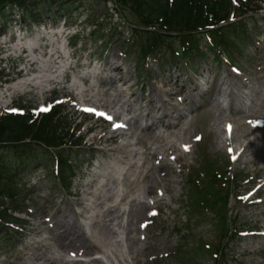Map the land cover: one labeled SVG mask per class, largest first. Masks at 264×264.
Instances as JSON below:
<instances>
[{
	"label": "rangeland",
	"instance_id": "1",
	"mask_svg": "<svg viewBox=\"0 0 264 264\" xmlns=\"http://www.w3.org/2000/svg\"><path fill=\"white\" fill-rule=\"evenodd\" d=\"M257 1L256 4L260 5L263 9V13L255 17H250L253 22L248 25L249 41L246 45L241 44V34L235 37V42L239 44L240 54L237 53L231 57V59H233L232 66H230L232 60L225 56L222 58V63H217L216 59L208 58L209 61L208 59L201 61L199 73L196 75L192 72L196 69L195 63L192 62L188 64L184 61L179 62L174 60L172 62L169 60L170 55L168 52L164 51L158 64H151V70L155 76L150 78L147 76V73L140 71L139 73L141 74H138V71L136 69L134 70L135 51L116 43V46L113 45L110 48L115 56L119 51H128L130 55L131 63H128L130 67L128 71L131 72L129 74L130 80L124 84V86L116 81L110 84L106 81L107 84L100 82L98 85H95V87H90V82H88V80L83 82L87 92L93 93L95 88L99 90L93 93L98 96V103H96V105L104 104L108 110L112 109L117 113L126 109L116 104L125 103V100L119 97L121 92L118 91L122 90L120 87L126 88L128 84L135 85V87H132L129 94L134 93L135 97L140 96L144 99V104L141 105L143 108H145V100L149 95L154 96L156 94H161L163 96L164 94L176 92V88L172 86L173 84H168V82L164 80L166 78L162 71L163 68L165 70L174 67V77L180 76L179 86L183 87L184 90L191 91V89L194 88L199 89L198 84L201 86L202 90L200 93H198L197 89V93L188 91L189 97L194 99L192 100L198 106L197 108L194 107V105H190V102L180 105V99L174 103L176 100L175 96L169 98L173 100L171 104L175 105L171 111L177 110V112L179 111L181 114L186 115L184 116L186 119L177 121L178 127L175 130L177 134L178 130L184 131L187 129L188 134L183 141L184 143L180 141L178 135H176L174 139L170 137L168 134L173 133L171 130L166 131L162 129L164 133L160 134L159 137L157 135L154 136V133L149 135L146 133L141 134L136 130V125H134V121H132L133 126L131 127V132H137L142 135V137H140L142 139L140 141V146H137L140 152L138 167L142 171L147 168L151 171H157L156 182L158 185L156 187V192H153L149 196L148 201L152 204L156 202L158 206L157 212L154 214L152 213V219L148 221L150 222V226L148 225V229L146 228L144 231L139 230V225L144 219V210L140 215L141 218L139 216H134V214L126 216L127 222L129 223L128 229L132 231L130 236L136 239L143 236L144 240H142L141 243L134 241L133 250L127 252L126 256H128V258H126L124 264H130L127 260L131 257L134 259L133 264H264V238L245 239L236 235L238 231L246 232L254 229L261 231L264 228V206L249 208L247 205L239 206L237 202V200L240 199L247 200L252 198L255 192H260V195H264V163L254 161L251 163L246 162L243 165L240 163L234 164V166L232 165V172L235 174V180L234 184L227 185L226 187L228 191L230 190L231 194L233 193L232 197L228 200L227 220L230 231L235 233L236 237L234 238L233 235L230 237V234H228L231 239L228 241L227 238L224 239V229L227 227L226 222H222L219 229H215L216 217L213 216L210 211H206L204 216L201 214L198 215L194 211L190 200L191 186L188 182L193 171H200L204 162L205 166H209L210 164L213 165L214 162H218L219 166L223 165V167L224 164H229L226 155L229 154L231 159L235 158L236 147L233 143L240 141L237 138L241 137V135H243V137L246 135V132L241 127L243 119L248 116L254 118L255 113L252 112L264 114V0ZM73 8L77 10L72 12ZM32 13L35 16L34 18L38 20V25L41 30L44 29L45 32L49 31L52 33L54 37L57 38V41L62 40L64 37L65 42H70L69 47L71 46V41L69 37L65 36L64 32L66 31L64 29L62 31L61 29L63 22L67 23L65 29L70 27L69 25H75L73 26L74 31H76L77 27L82 26L81 29L85 34L94 30V35L85 40V47L83 45L84 42H82L85 50L89 48L92 49V45L94 43L97 44L100 34L96 33L99 32V29L102 30V28H106L111 22L104 12V0H70L64 5L53 4L48 8L42 7L35 10L33 9ZM72 13L74 14L71 19ZM261 16L263 17L262 19H260ZM130 18L135 19V16H131ZM112 21L115 23V20ZM96 23L97 27L92 28L91 26H95ZM58 31L61 32V34H58ZM0 35H2L0 38V70H5L6 72L8 69V65L5 62L7 60L6 53L12 54L15 52L14 48L16 43L4 47L3 41L7 36L4 32H1V30ZM101 35V37L104 36V34ZM112 38L113 36L109 34L106 36V40ZM256 43L260 44V46L257 47V50H255L256 52H251L252 45ZM94 48L97 47L94 46ZM49 51L44 54L46 59H49L50 65L53 64L54 66H58L57 64L59 62H65L64 59H58L57 62H55L57 47L54 46L51 48L50 53ZM93 51L95 52V50L92 49L91 52L93 53ZM87 54L88 52L80 53V50L77 51V56L79 57V59L76 60L77 66L80 65V59L82 61ZM93 54H91L92 57ZM110 55L108 58H102L101 63L104 64L106 60L111 57ZM26 62L27 59L24 58L23 63L20 61L11 69L15 71H24L25 74H22L24 76L23 79H30L32 76L38 74L36 70L37 64L30 62L32 66L27 68L28 64ZM234 66L237 68L235 69ZM108 69L109 68L103 69L102 65H93L86 71H96V74L102 72L107 74ZM258 69L260 72L257 71ZM76 71H73V75L78 77V73L85 70L83 67L76 69ZM167 72H170V70ZM237 73L241 74L243 78L250 77L252 79L258 73L257 78L260 79L261 77L262 80L253 83L251 81L249 90L253 88V92L251 93V99L249 101V104L251 103L250 106L242 109L245 112L234 114L231 112L233 97L237 91H244L245 89L243 84H236L237 80L233 77H235ZM117 77H120V75ZM108 78H110V74ZM66 82L67 84L62 87L55 85L49 87L53 90V93L46 91L48 88H45L43 83L39 82V88L44 89L41 93H44L38 99L35 97L36 93H32L29 98H26V100L29 101L26 102V105L31 106L29 107L30 112H34L35 115H40L38 109L42 103L46 104V102L55 99L61 100L64 112L63 115L67 119L69 127L72 125L75 126V135L77 137L85 136L90 129H93V134L92 137L90 136L91 138L89 141V143H92V150L103 151L104 149L103 155H106L107 158L105 157V159H108L109 156H111L108 154V151L115 150L120 143L116 140L111 146L103 145L108 140V135H111L112 127L103 126V124L99 122H97L98 125H94L95 122L93 119L80 115L77 108V93L75 88L69 82L68 78ZM184 90L182 95H185ZM15 94H22V92H16L12 89L5 90L3 85L0 84V114L7 111V108L6 110L4 108L8 107L7 102H10ZM197 94H202V97L198 98ZM86 100L93 101V99L88 96ZM112 100H115V102L111 103ZM165 100L163 99V101ZM130 101L133 105L134 98ZM148 109L152 110L153 113L155 112L154 105L149 106ZM190 109L192 111H190ZM230 113H232V115ZM158 114L160 115V113ZM156 116L157 115L153 118ZM132 117L135 120L138 119L134 114L124 119L127 121ZM117 119H120V117H116V121L118 122ZM121 119H123V117H121ZM226 121L230 123L229 126L231 128L230 132L225 136V138L229 140V143L226 149L218 150L215 147L216 134L223 139L222 124ZM80 122L81 124H79ZM85 122H87V124H84ZM169 122H172L171 118ZM99 124H102V127H100L101 125ZM162 136L164 137L162 138ZM248 136L249 133L246 139ZM129 138H135L134 133H130ZM183 139L184 138L181 140ZM164 142L173 144V150L164 152L163 156L154 158L152 156L153 152H155L158 147L165 146ZM84 149L87 148L85 147ZM84 152L86 151L82 150L80 153L71 155L73 163L76 164V170L70 182L67 180L64 185L63 182L58 181L53 175L50 164L46 163V159L38 163H33V158H28L26 161L23 159L21 167L20 162L16 160V155L12 154V149L0 147V155L4 164L13 170L17 169L18 173L23 172L24 175L21 176L23 181L31 178L33 172L37 169H39L36 171L37 176L34 175L32 179L42 177L39 184L34 185L37 183L35 181L26 192L22 191L21 193V197L28 196V199L27 202H24L25 205L20 208V218L18 217V222H21L13 226L16 231H12L11 235H5V231L0 232V264H6V262L10 264H28V249L32 247L34 243L40 242L45 237L49 236L52 239L49 231L54 230L55 217H57V221L60 223L67 222L72 225L68 227V234H71L70 238L74 240V245L63 248L62 252H60L63 256H65V254L69 256L70 253L77 254V249H86L89 245L94 248L93 252H90L88 257H91L94 253L98 254L102 252L100 246L90 243V234L84 225H81L86 218L84 212L87 208V191L89 189L90 191L98 189L95 187V184L91 183V180H95L94 176H96L97 179L103 176L101 173L102 169H99L97 173L94 172L93 168H91L92 164L87 160V155H84ZM32 154L33 153H30L29 157ZM135 154L131 158V164H135L137 161V156H135ZM79 157H81L80 160H78ZM91 157L90 155V158ZM38 158L42 159L41 157ZM69 158L71 159L70 156ZM165 164L168 166V169L162 170ZM26 165L29 167H26ZM23 167L26 169L24 170ZM196 178L199 179V177ZM252 180H255L254 182L257 184L252 186L251 193L247 194V190L250 188L249 183ZM95 181L97 182V180ZM254 182L252 184H254ZM107 184H109V186L106 190L110 189V193H115L113 189V185L115 186V184L109 181H107ZM103 189V187L100 188L98 193L101 192L102 194H106V192H102ZM218 189H221V186L218 187ZM118 190L121 191L122 189L118 188ZM98 193H96L94 199L100 202L98 199L100 194ZM118 193L121 194L120 192ZM138 193L139 192L135 193V190H130L127 198L135 199ZM127 198L124 201H126ZM123 203L125 202H121V205H119L117 209H124L125 204ZM44 204L46 205L44 209H42ZM70 209H74V213L66 215ZM100 212H102V206H99V210L95 211V220L101 225L104 223L107 224V221H109L108 218L103 219L96 217ZM116 214L117 212L113 215L115 216ZM50 216L53 219H50ZM91 229L97 232L99 238H104L108 234L106 233V229L102 226ZM183 234L184 238H181ZM260 234H262V232H260ZM198 237L200 239L199 241L196 239ZM78 238L88 240L85 247L78 243ZM201 241L204 243L199 244ZM144 245L145 248H147L145 253L136 254L134 249H139L140 246L144 247ZM220 245L225 246V248L223 253L217 255L216 251ZM86 251L89 252V249L87 248ZM66 259L69 260V257ZM115 259L119 264L123 263L116 256Z\"/></svg>",
	"mask_w": 264,
	"mask_h": 264
},
{
	"label": "bare ground",
	"instance_id": "2",
	"mask_svg": "<svg viewBox=\"0 0 264 264\" xmlns=\"http://www.w3.org/2000/svg\"><path fill=\"white\" fill-rule=\"evenodd\" d=\"M51 39V37H50ZM33 61H37V58L35 57H31ZM40 69H41V76L42 77H46L48 76V62H40ZM114 72L118 71V69H113ZM260 71V70H259ZM34 81H38V79H33ZM115 80V79H114ZM126 79L122 80L119 79V81H125ZM257 80H260L259 78H257ZM30 82V80H29ZM28 82H25L24 84H27ZM126 83V82H125ZM73 86L77 87V89H79L80 91L78 92V98L80 100V102H83L85 100V98L88 97H94L96 98V95H92V94H86L84 96V90L79 88V85L76 82H73ZM14 88H17V85L14 86ZM184 89H181V93ZM119 97L121 99H127L129 97L128 93H120ZM84 98V99H83ZM134 98V105H129L126 106L125 108V113H133L136 114L138 112V108H136L141 100H140V96H136L133 94H131L130 96V100H132ZM149 101H148V105L152 104L153 102H156V109H157V113H160V116L156 119L157 120H161L160 122V126L159 129H157L155 126L152 129L151 127L146 129L147 132L151 131L157 134H162L164 132H160V128H165L164 130L166 131H173V133L168 134L170 135V137H172L174 139V137L176 135H178L180 137V141L182 143H184L183 141L185 140V138L187 137V129L183 130H178L177 134L175 133L176 128L178 127V123L177 122V117L175 116L172 119V123L165 125L164 122L165 120H169V114H170V109L168 108V106H170L172 108L171 105V100L168 101V103L166 104V102L162 101V98L165 99V96H161V95H154V96H149ZM166 101V100H165ZM115 100H112L111 103H114ZM134 107L136 109H134ZM147 111V107L143 112H139V114H137V116L139 115H144V113ZM174 113V112H173ZM255 113V117H246L245 119H243L242 123H241V127L244 129V131L246 132V135H241V137L237 138L240 141H234L235 143H233L237 149V153L240 152L238 159H237V163H240L241 165L247 163H251L253 161H259L264 163V114H258L257 112H252ZM119 115V113H117ZM123 114V113H122ZM180 116V115H179ZM145 120V117H144ZM230 124V123H227ZM153 127V126H152ZM226 129V126L224 127ZM229 128H227L228 130ZM223 135L224 133H226L227 131H224L222 129ZM219 133V132H218ZM246 139V136L248 135ZM121 136L125 135L124 137H127V134L121 133ZM225 136V135H224ZM164 136H162L163 138ZM250 137V138H249ZM136 138V137H135ZM133 138V140L135 139ZM182 138H184L183 140H181ZM223 138V137H222ZM216 143H215V147L218 150L224 149L227 146V143H229V141L227 142H223L221 137H219L218 134H216ZM139 140L135 139V142L132 143L133 146H137L140 145L139 143H137ZM165 146H160L158 147V149L153 152L152 156L154 158L163 156L164 152H170L171 150H173V144L169 143V142H164ZM126 144H122L121 148H119V154H120V158L116 157V158H112V162L108 163L107 166L112 168V172L116 173V181L115 183L117 185H115L117 188L124 190V194L120 195L118 197L119 199V203H121L122 201H124L127 198V195L129 193L130 190H135V193L140 192L139 193V199L140 197L143 199L148 198L153 192H156V187H157V182H156V177H157V171H151L148 168L146 170H141L138 167V163L140 162V152L137 151V153L135 154L137 161L135 162V164H130V158L131 155L134 151H136V148H129L127 150V156H126V151L123 147H126ZM259 148V149H258ZM127 157L129 158L127 160ZM120 159L119 162H116ZM155 160V159H154ZM124 162V163H123ZM124 166V167H123ZM128 167V168H127ZM127 168V170H126ZM168 166L165 164L163 165V169L162 170H167ZM126 170V172H125ZM113 174V173H111ZM250 185H252V183H250ZM121 190V191H122ZM110 193V192H109ZM90 196V194H89ZM96 196V193L91 194V196L89 197V202L95 200L97 202L96 199H94V197ZM99 203H95V207H93V210L99 208L98 205H102L103 207H106L108 204H110L112 202V197H110V195L106 194L105 196H100L99 198ZM237 202L239 203V206H243L244 205V201L243 200H237ZM93 203V202H92ZM130 203L134 204V215L135 216H139L142 211L144 210V213L146 214L149 211H155L157 210V206L158 204H154V205H150L148 203H144L143 201H138V199H132L130 201ZM118 201H116L114 203V205H117ZM264 205V202L262 203ZM114 211H109L108 213L105 214V216L109 217L113 214ZM73 214V210L70 209L68 210L66 215H71ZM91 214V213H89ZM116 217H119L118 215H116ZM90 216L88 215V219L87 221L89 222L90 220ZM87 221L84 222L85 226L87 227ZM115 222V220H113L110 224V226H113V223ZM56 227L53 231L49 232V234L52 236L51 240H44L42 241L40 244H35L34 247H32L30 249L31 253L28 257V261L31 264H62L65 263L64 259L62 258H54L52 256H50V250L51 248H55L58 251L62 252V249L67 247V246H71L74 245V240L70 238V235L68 234V224H62V223H55ZM122 227V226H120ZM121 232L120 229L118 228L116 230V227H113V229L107 230V233L109 234V239H104V243L105 245H102L101 239L97 236L94 235L93 232H90V229L88 228L87 231L90 232L91 237H90V241L95 243V244H99L101 246V248L103 249V252L101 254H98L95 256V258L97 259H93V261H91L90 263H97V264H112V262L109 260L108 255L112 256L111 252L116 253L118 255V257L121 259L122 255L126 252L127 247H122L120 246V242H125L126 241V233L123 231V228H121ZM128 233H130V230H128ZM73 236V235H72ZM79 242L83 247H85L86 243L88 242V240L86 239H79ZM134 241L133 238H131L129 240L130 244H132V242ZM90 250H92L91 248H89ZM87 248H79L77 249V251L81 254H86L87 253ZM144 248H140L139 250H136L135 253L136 254H140L143 253ZM95 260V261H94ZM78 264H82L79 261L76 262Z\"/></svg>",
	"mask_w": 264,
	"mask_h": 264
},
{
	"label": "trees",
	"instance_id": "3",
	"mask_svg": "<svg viewBox=\"0 0 264 264\" xmlns=\"http://www.w3.org/2000/svg\"><path fill=\"white\" fill-rule=\"evenodd\" d=\"M25 0H0V15L4 14V8L7 5H17L20 7L24 6ZM46 3H52L55 0H43ZM123 2H129L131 8H135L138 12V16L142 20V23L147 26H152L155 23H159L161 19L162 22L159 23L161 28L165 27L166 31H175L177 29L187 30L189 25L193 24L192 30L197 27L203 26L208 19L216 20L218 13L222 12V6L207 5L206 10L203 11V0H182L180 6L177 4L173 6H168L165 2L164 4H158V1L144 2V0H122ZM147 10V14L144 15L141 9ZM205 25H208L206 22ZM181 26V27H180ZM186 27V28H185ZM164 29V28H163ZM155 41H160L159 37H155ZM223 42V39H220ZM60 115V110H54L50 115L42 117L39 124L30 123L31 117L29 115L23 117H7L0 118V144H10L13 149H19V144L29 143H41L47 147L58 148L63 145V140L67 137V134H59L61 125L57 122V118ZM60 164L67 168L66 162L60 158ZM62 169L61 172L64 170ZM6 168L2 166L0 159V197L5 195H12V191L3 182L8 180V177H3V173ZM210 182H215L216 178L213 174L208 173ZM209 187V186H208ZM212 190V189H211ZM211 201L210 209L211 211L218 212L219 225L222 223V213L223 209L218 208L216 203L218 201H225L226 196L214 193L213 190L209 193ZM220 199H219V198ZM223 205H225L223 203Z\"/></svg>",
	"mask_w": 264,
	"mask_h": 264
},
{
	"label": "snow or ice",
	"instance_id": "4",
	"mask_svg": "<svg viewBox=\"0 0 264 264\" xmlns=\"http://www.w3.org/2000/svg\"><path fill=\"white\" fill-rule=\"evenodd\" d=\"M42 110H47V109H42ZM88 111H94L93 109H88ZM109 119H111V117H108Z\"/></svg>",
	"mask_w": 264,
	"mask_h": 264
}]
</instances>
